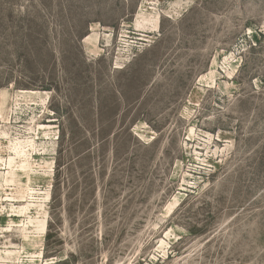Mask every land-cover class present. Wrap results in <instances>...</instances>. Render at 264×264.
<instances>
[{
    "label": "rangeland",
    "instance_id": "374dc122",
    "mask_svg": "<svg viewBox=\"0 0 264 264\" xmlns=\"http://www.w3.org/2000/svg\"><path fill=\"white\" fill-rule=\"evenodd\" d=\"M0 264H264V0H0Z\"/></svg>",
    "mask_w": 264,
    "mask_h": 264
},
{
    "label": "bare ground",
    "instance_id": "6f19581e",
    "mask_svg": "<svg viewBox=\"0 0 264 264\" xmlns=\"http://www.w3.org/2000/svg\"><path fill=\"white\" fill-rule=\"evenodd\" d=\"M14 173L18 174L19 176H23L26 172L25 171L17 172L14 170Z\"/></svg>",
    "mask_w": 264,
    "mask_h": 264
}]
</instances>
